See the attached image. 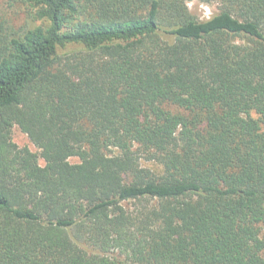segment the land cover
<instances>
[{
  "label": "trees",
  "instance_id": "1",
  "mask_svg": "<svg viewBox=\"0 0 264 264\" xmlns=\"http://www.w3.org/2000/svg\"><path fill=\"white\" fill-rule=\"evenodd\" d=\"M5 1L0 264H264V0Z\"/></svg>",
  "mask_w": 264,
  "mask_h": 264
},
{
  "label": "rangeland",
  "instance_id": "2",
  "mask_svg": "<svg viewBox=\"0 0 264 264\" xmlns=\"http://www.w3.org/2000/svg\"><path fill=\"white\" fill-rule=\"evenodd\" d=\"M189 8L190 11L201 21L211 19V17L218 12L215 5H207L199 1L191 2L189 4ZM0 13L3 17L5 16L6 18L10 19L12 25L16 29H21L28 24H32L27 14V10H25L24 7L16 6L14 8H9L5 0H0ZM13 141L20 148L27 147L32 152L39 153V150L36 148V146L30 141L28 136L19 129V127H15L13 129ZM72 162H77V160L73 159ZM44 164V161L40 160V165Z\"/></svg>",
  "mask_w": 264,
  "mask_h": 264
}]
</instances>
